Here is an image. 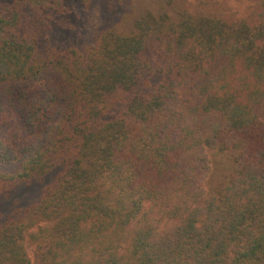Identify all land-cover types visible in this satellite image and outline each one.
Here are the masks:
<instances>
[{
    "label": "trees",
    "instance_id": "obj_1",
    "mask_svg": "<svg viewBox=\"0 0 264 264\" xmlns=\"http://www.w3.org/2000/svg\"><path fill=\"white\" fill-rule=\"evenodd\" d=\"M71 2L0 5V202L36 194L0 207V264H264V0L44 46Z\"/></svg>",
    "mask_w": 264,
    "mask_h": 264
},
{
    "label": "rangeland",
    "instance_id": "obj_2",
    "mask_svg": "<svg viewBox=\"0 0 264 264\" xmlns=\"http://www.w3.org/2000/svg\"><path fill=\"white\" fill-rule=\"evenodd\" d=\"M87 4L80 0L71 2V24L63 29L54 28L48 30L43 39L44 46H51L57 49L76 47L81 53H85L91 46L96 45L100 35L107 29L126 31L131 27L136 15L146 8L160 7L167 9L170 14H177L181 10L189 12L208 11L220 14L233 10L239 15L247 12L248 7L255 0H88ZM10 0H0V5ZM57 78L53 74H47L34 83L27 84L30 99H34L35 93L48 99L43 91L55 92L54 87ZM37 91V92H36ZM52 96V94H51ZM35 100V99H34ZM44 105V103H42ZM49 107V106H48ZM51 109V108H50ZM225 176L224 167L216 164L208 177L206 187L208 190L217 188ZM21 188V189H20ZM17 189V193L8 200L0 202V207L6 216H14L10 210L14 201H28L35 199L36 194L24 195L27 189L23 186ZM24 188V189H23ZM32 190V189H30ZM18 207H21L19 204ZM16 218V217H15ZM25 220V219H24ZM35 223L32 224V221ZM29 224V229H35L37 224H42L37 219L28 218L24 221ZM39 222V223H38ZM26 247L31 264H42L39 260L38 250L34 244L26 241Z\"/></svg>",
    "mask_w": 264,
    "mask_h": 264
}]
</instances>
